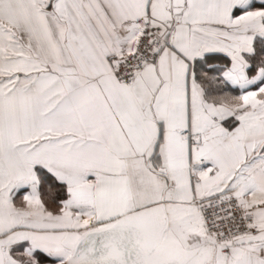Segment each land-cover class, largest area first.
<instances>
[{"label":"snow or ice","instance_id":"1","mask_svg":"<svg viewBox=\"0 0 264 264\" xmlns=\"http://www.w3.org/2000/svg\"><path fill=\"white\" fill-rule=\"evenodd\" d=\"M0 264H264V0H0Z\"/></svg>","mask_w":264,"mask_h":264}]
</instances>
